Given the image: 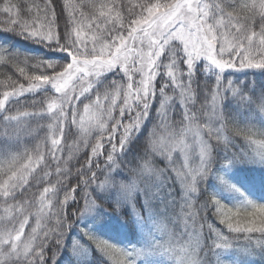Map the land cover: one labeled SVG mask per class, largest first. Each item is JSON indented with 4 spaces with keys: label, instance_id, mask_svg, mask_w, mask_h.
<instances>
[{
    "label": "snow or ice",
    "instance_id": "snow-or-ice-1",
    "mask_svg": "<svg viewBox=\"0 0 264 264\" xmlns=\"http://www.w3.org/2000/svg\"><path fill=\"white\" fill-rule=\"evenodd\" d=\"M0 33V264H264V173L228 178L264 168V0H0Z\"/></svg>",
    "mask_w": 264,
    "mask_h": 264
},
{
    "label": "trees",
    "instance_id": "trees-1",
    "mask_svg": "<svg viewBox=\"0 0 264 264\" xmlns=\"http://www.w3.org/2000/svg\"><path fill=\"white\" fill-rule=\"evenodd\" d=\"M13 2H17V0H13ZM0 38H4L5 40H9V39H13L10 36H7L6 34L0 33ZM15 44L16 46L20 47L22 51H28L31 52L34 55H41V54H45L43 53V50L40 49L38 46H29L27 45L26 42L20 41L18 39H15ZM7 71L5 69H0V80L4 79V75L3 73ZM251 73L253 70H249ZM9 75H11V72H8ZM240 74V73H237ZM242 74V73H241ZM238 77H240L241 75H237ZM241 119L243 120L244 117L242 116ZM254 123H256L254 126H250L252 127V131L254 133H256L253 136L254 140H261L264 139V137H261L259 135V130L260 127H264V121H260L259 119H257L256 121H254ZM257 145H253V147H256ZM264 173V168H260L257 165H251V164H238L235 166V168L228 173V178L230 180H232V182H236V176L237 175H247V174H255L257 176H259L260 174ZM247 182H241L240 183V187L242 188V190L251 198L254 200H257L258 202H264V189H262L259 184H257L255 187L249 183V186H253V187H248ZM208 191H216L222 199L228 201V202H233L234 200L239 199V196L237 194L234 193H225L223 191L220 190L219 186L215 183V182H210L207 188ZM260 191V192H259ZM92 224V223H89ZM93 230H96L95 225L93 226ZM100 234L105 235L106 238H110L112 239L114 242H118L120 244H126L129 239H135L134 237H127L125 235H123L122 233H115V232H100ZM235 256V254L233 253L232 256H230L229 258H233ZM247 264H262V261L260 259L259 256L254 257V258H250L247 261Z\"/></svg>",
    "mask_w": 264,
    "mask_h": 264
},
{
    "label": "rangeland",
    "instance_id": "rangeland-1",
    "mask_svg": "<svg viewBox=\"0 0 264 264\" xmlns=\"http://www.w3.org/2000/svg\"><path fill=\"white\" fill-rule=\"evenodd\" d=\"M237 75H241L239 78L241 79V80H244V79H246V77H245V75L242 73H240V74H237L236 73V76ZM89 221H93V218L92 217H89L85 222H89Z\"/></svg>",
    "mask_w": 264,
    "mask_h": 264
}]
</instances>
